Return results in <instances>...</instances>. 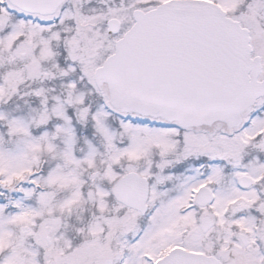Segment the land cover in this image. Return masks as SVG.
I'll use <instances>...</instances> for the list:
<instances>
[{
  "label": "snow or ice",
  "instance_id": "snow-or-ice-1",
  "mask_svg": "<svg viewBox=\"0 0 264 264\" xmlns=\"http://www.w3.org/2000/svg\"><path fill=\"white\" fill-rule=\"evenodd\" d=\"M0 264H264V0H0Z\"/></svg>",
  "mask_w": 264,
  "mask_h": 264
}]
</instances>
